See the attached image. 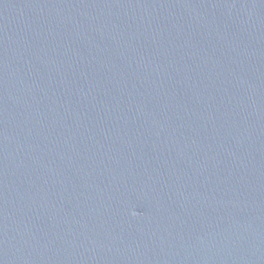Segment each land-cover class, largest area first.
Wrapping results in <instances>:
<instances>
[{"label":"water","instance_id":"95a60500","mask_svg":"<svg viewBox=\"0 0 264 264\" xmlns=\"http://www.w3.org/2000/svg\"><path fill=\"white\" fill-rule=\"evenodd\" d=\"M0 264H264V0H0Z\"/></svg>","mask_w":264,"mask_h":264}]
</instances>
